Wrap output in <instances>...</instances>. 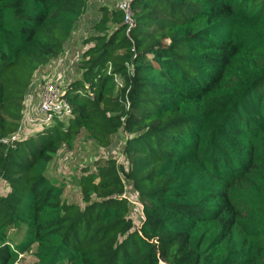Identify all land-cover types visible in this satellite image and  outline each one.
<instances>
[{
    "label": "trees",
    "instance_id": "16d2710c",
    "mask_svg": "<svg viewBox=\"0 0 264 264\" xmlns=\"http://www.w3.org/2000/svg\"><path fill=\"white\" fill-rule=\"evenodd\" d=\"M130 4L129 34L120 9L96 8L93 44L64 89L72 115L0 142V264L16 255L6 233L16 223L19 250L35 242L44 264H264V0ZM85 5L0 0V137ZM81 130L102 145L119 132L127 159L83 168L82 207L46 173ZM123 180L141 204L138 226Z\"/></svg>",
    "mask_w": 264,
    "mask_h": 264
},
{
    "label": "rangeland",
    "instance_id": "374dc122",
    "mask_svg": "<svg viewBox=\"0 0 264 264\" xmlns=\"http://www.w3.org/2000/svg\"><path fill=\"white\" fill-rule=\"evenodd\" d=\"M86 1L83 13L76 20L75 27L68 38L69 40H67L68 43L66 42L63 46L60 55L58 54V57L50 58L45 63L35 65L30 76V83L26 90V92L31 90L30 92L33 94V100L31 101L34 106L37 103V95L40 91V85L47 80H51L60 85V89L65 97L71 95V91H64V89L71 80L80 75L79 69L75 63L79 61L83 51L93 44L91 39L88 40V38L95 32L92 27L93 22L90 21L91 19L89 17L99 6L114 7L120 0ZM90 3L93 4L92 7ZM53 123L54 122L51 124ZM48 128V126L45 127L43 131L46 133ZM36 131H38V126L25 128L21 131L18 138L27 137L29 134ZM119 134V132H116L111 135L110 141L106 145H102L90 132L81 130L79 134L73 138L70 145L64 143L55 152L51 161L48 163L46 173L53 183L62 187V198L68 203H76L81 207L84 205L78 184L79 177L84 175V167L93 170L95 169V163L97 161L107 157L113 158L114 162L117 164L120 163L122 166H126L127 159L121 150L123 142L121 140L118 142L114 141L116 138H119ZM123 185L124 194L130 203L128 215L133 223L138 226L143 217L141 204L137 199L136 192L130 188L125 180H123ZM7 190L8 185L0 179V195L5 194ZM6 233L10 249H14L16 254L12 264H44V262L40 261L36 255L37 244L35 242L25 246L22 250H19L18 248L20 245L23 246V243L27 241L25 224H13L8 227ZM163 263L164 261L159 262V264Z\"/></svg>",
    "mask_w": 264,
    "mask_h": 264
},
{
    "label": "built area",
    "instance_id": "2783aa9c",
    "mask_svg": "<svg viewBox=\"0 0 264 264\" xmlns=\"http://www.w3.org/2000/svg\"><path fill=\"white\" fill-rule=\"evenodd\" d=\"M116 7L122 12V22L126 27V33L129 34L135 24L130 0H120ZM113 77L116 88H121L122 81L118 75L114 74ZM30 91H27L23 98L21 116L15 131L8 136L0 137V142L8 144L10 140L17 139L25 128L34 126L40 128L57 120H66L71 115V107L63 97L60 85L55 82L47 80L41 83L35 106L31 101L33 94Z\"/></svg>",
    "mask_w": 264,
    "mask_h": 264
},
{
    "label": "crops",
    "instance_id": "0c3cea01",
    "mask_svg": "<svg viewBox=\"0 0 264 264\" xmlns=\"http://www.w3.org/2000/svg\"><path fill=\"white\" fill-rule=\"evenodd\" d=\"M90 1H91V0H90ZM90 1H89V2H90ZM86 2H87V1H86ZM90 5H91V7L93 6L92 3H90ZM85 6H86V5H85ZM91 9H92V8H91ZM95 15H96V14H95V11H94V13H92L91 16H90L89 18H90V19L92 18L91 20H93V19L96 17ZM91 20H90V21H91ZM67 40H69V39H67ZM67 40H66V42L68 43ZM66 42L64 43V45L66 44ZM59 55H60V54H59ZM57 57H58V56H57Z\"/></svg>",
    "mask_w": 264,
    "mask_h": 264
},
{
    "label": "water",
    "instance_id": "95a60500",
    "mask_svg": "<svg viewBox=\"0 0 264 264\" xmlns=\"http://www.w3.org/2000/svg\"><path fill=\"white\" fill-rule=\"evenodd\" d=\"M130 2H131V0H130Z\"/></svg>",
    "mask_w": 264,
    "mask_h": 264
}]
</instances>
